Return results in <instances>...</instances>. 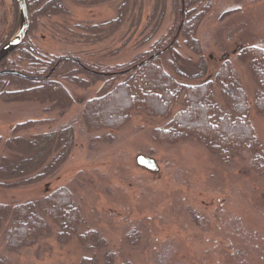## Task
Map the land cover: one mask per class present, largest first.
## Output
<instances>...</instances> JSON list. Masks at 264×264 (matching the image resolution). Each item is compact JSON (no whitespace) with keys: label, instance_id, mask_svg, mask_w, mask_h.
Here are the masks:
<instances>
[{"label":"rangeland","instance_id":"1","mask_svg":"<svg viewBox=\"0 0 264 264\" xmlns=\"http://www.w3.org/2000/svg\"><path fill=\"white\" fill-rule=\"evenodd\" d=\"M121 1L91 7L66 1L67 14L39 19L30 38L47 57L80 59L91 66L110 68L131 62L178 24L172 0H133L125 25L114 36L97 39L91 35L88 28L113 19ZM194 2L189 10L204 11L194 34L200 55L184 47L178 36L183 66L192 70L203 59L207 76H212L223 59L230 61L247 96L258 150L242 151L225 164L193 139L154 142L152 131L164 127L181 108L180 103L165 118L136 111L119 130L87 131L81 116L83 105L96 96L101 83L63 67L61 76L74 74L89 83L81 88L58 78L71 98L69 107L35 100H0V158L11 153L4 143L12 137L14 126L27 121L48 124L18 134L23 138L71 128V154L45 180L0 186V204L11 207L38 202L43 214V198L65 187L79 207L77 233H99L106 242L105 251L113 254L112 264H264V171L261 174L251 167L253 154L264 151V114L254 109L256 86L247 64L236 59V50L242 47L264 48V0ZM183 3L181 0L179 8ZM162 8V22L152 33ZM153 12L156 17L152 18ZM14 22L11 1L0 0V38L10 28L16 33ZM215 96L222 104L217 92ZM139 156L152 159L156 171L139 168ZM15 181L0 182L11 185ZM132 232L137 234V243L131 245L126 238ZM2 233L0 257L11 264H78L91 255L76 238L58 244L54 227L17 254L6 252Z\"/></svg>","mask_w":264,"mask_h":264},{"label":"trees","instance_id":"2","mask_svg":"<svg viewBox=\"0 0 264 264\" xmlns=\"http://www.w3.org/2000/svg\"><path fill=\"white\" fill-rule=\"evenodd\" d=\"M14 13V26H19L18 9L10 0ZM30 14V27L23 42L1 61L0 68L18 71L32 78L4 75L0 77V100H35L49 102L62 108L69 107L71 98L58 78L65 79L77 87H88V81L77 75L61 76L63 69L90 75L101 83L94 98L86 101L82 109V121L87 131L119 130L130 121L133 112L143 111L148 116L165 118L171 115L173 107L180 103V109L170 117L164 127L155 128L151 139L157 143L173 144L193 139L227 164L234 155L242 151L254 152L258 142L249 122L250 107L240 78L234 72L229 60L223 59L214 75L207 76L203 59L186 69L177 50L178 36L183 38L184 47L200 55V47L194 39L195 29L204 11L189 10L201 0H172L176 25L164 36L154 41L148 51L136 56L131 62L113 67L91 66L80 59L43 55L31 40L39 19L66 15V1L79 6L91 7L109 0H26ZM207 1V0H206ZM133 0H122L113 19L88 28L97 39H109L125 25L132 11ZM183 7V10L181 9ZM156 12L152 13V18ZM164 9L157 15L152 28L156 31L162 22ZM194 14V15H192ZM12 27V28H13ZM84 29V28H81ZM13 31V29H12ZM11 28L0 38V47L13 36ZM236 59L246 63L254 81V109L264 114V48L247 46L236 50ZM25 65L26 68H23ZM62 69V70H61ZM66 74V72L64 73ZM60 75V76H59ZM189 82H193L191 84ZM12 89V90H10ZM217 98H221L220 104ZM46 121H27L14 126L12 137L4 147L9 156L0 158V181L16 180L13 184L0 182L3 188L33 184L54 175L67 161L73 149L71 128H61L28 138L21 132ZM251 167L258 173L264 171V151L254 153ZM43 214L38 202H25L14 206L0 204V232L7 253L17 254L31 247L44 235L56 228L55 241L66 244L76 238L78 243L91 253L82 257L78 264H112L113 254L106 250V242L99 233L87 230L77 233L81 224L79 207L65 187L47 194L43 200ZM137 234L127 235V243H137ZM0 264H11L0 257ZM121 264H130L124 262Z\"/></svg>","mask_w":264,"mask_h":264},{"label":"water","instance_id":"3","mask_svg":"<svg viewBox=\"0 0 264 264\" xmlns=\"http://www.w3.org/2000/svg\"><path fill=\"white\" fill-rule=\"evenodd\" d=\"M14 1L18 9L19 26L14 36L5 45L0 47V63L2 60H4L10 54H12L14 50H16V48L23 42V40L27 36L30 27V14H29L27 1L26 0H14ZM0 75L18 76L29 80L36 79L16 71H5L2 72ZM136 165L139 168H143L150 172L156 171V163L149 158H145L142 156L137 157Z\"/></svg>","mask_w":264,"mask_h":264},{"label":"flooded vegetation","instance_id":"4","mask_svg":"<svg viewBox=\"0 0 264 264\" xmlns=\"http://www.w3.org/2000/svg\"><path fill=\"white\" fill-rule=\"evenodd\" d=\"M5 71H9V70H3L2 68H0V74L2 73V72H5ZM1 76H4V75H0V77Z\"/></svg>","mask_w":264,"mask_h":264}]
</instances>
